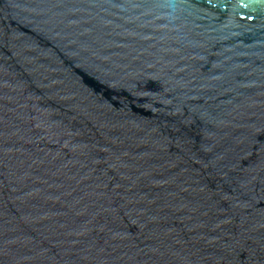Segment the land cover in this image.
I'll list each match as a JSON object with an SVG mask.
<instances>
[{
  "label": "water",
  "instance_id": "95a60500",
  "mask_svg": "<svg viewBox=\"0 0 264 264\" xmlns=\"http://www.w3.org/2000/svg\"><path fill=\"white\" fill-rule=\"evenodd\" d=\"M0 264H264V0H0Z\"/></svg>",
  "mask_w": 264,
  "mask_h": 264
}]
</instances>
